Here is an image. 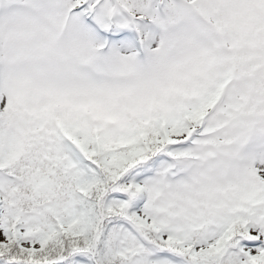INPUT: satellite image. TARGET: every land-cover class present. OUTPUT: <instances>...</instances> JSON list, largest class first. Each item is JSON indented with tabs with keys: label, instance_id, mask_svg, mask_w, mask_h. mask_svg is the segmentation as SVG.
<instances>
[{
	"label": "rangeland",
	"instance_id": "obj_1",
	"mask_svg": "<svg viewBox=\"0 0 264 264\" xmlns=\"http://www.w3.org/2000/svg\"><path fill=\"white\" fill-rule=\"evenodd\" d=\"M58 254L264 264V0H0V264Z\"/></svg>",
	"mask_w": 264,
	"mask_h": 264
},
{
	"label": "trees",
	"instance_id": "obj_2",
	"mask_svg": "<svg viewBox=\"0 0 264 264\" xmlns=\"http://www.w3.org/2000/svg\"><path fill=\"white\" fill-rule=\"evenodd\" d=\"M59 256V254L58 255H56V256H53V258H57Z\"/></svg>",
	"mask_w": 264,
	"mask_h": 264
}]
</instances>
